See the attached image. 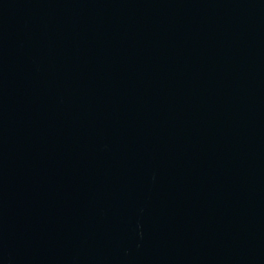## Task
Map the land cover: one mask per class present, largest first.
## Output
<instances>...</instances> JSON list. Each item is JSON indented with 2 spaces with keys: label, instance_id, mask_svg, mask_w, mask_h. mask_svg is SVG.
I'll return each instance as SVG.
<instances>
[{
  "label": "water",
  "instance_id": "obj_1",
  "mask_svg": "<svg viewBox=\"0 0 264 264\" xmlns=\"http://www.w3.org/2000/svg\"><path fill=\"white\" fill-rule=\"evenodd\" d=\"M0 264H264V0H0Z\"/></svg>",
  "mask_w": 264,
  "mask_h": 264
}]
</instances>
